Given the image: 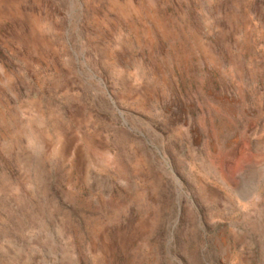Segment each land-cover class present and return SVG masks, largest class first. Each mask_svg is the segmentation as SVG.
Returning <instances> with one entry per match:
<instances>
[{"label":"rangeland","instance_id":"374dc122","mask_svg":"<svg viewBox=\"0 0 264 264\" xmlns=\"http://www.w3.org/2000/svg\"><path fill=\"white\" fill-rule=\"evenodd\" d=\"M0 264H264V0H0Z\"/></svg>","mask_w":264,"mask_h":264}]
</instances>
